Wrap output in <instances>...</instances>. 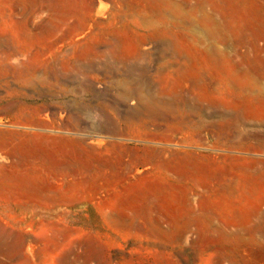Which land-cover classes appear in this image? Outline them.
I'll return each mask as SVG.
<instances>
[{
    "label": "rangeland",
    "instance_id": "rangeland-1",
    "mask_svg": "<svg viewBox=\"0 0 264 264\" xmlns=\"http://www.w3.org/2000/svg\"><path fill=\"white\" fill-rule=\"evenodd\" d=\"M0 264H264V0H0Z\"/></svg>",
    "mask_w": 264,
    "mask_h": 264
}]
</instances>
